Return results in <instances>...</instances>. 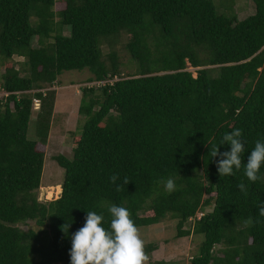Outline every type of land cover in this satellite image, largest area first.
<instances>
[{
  "label": "trees",
  "instance_id": "1",
  "mask_svg": "<svg viewBox=\"0 0 264 264\" xmlns=\"http://www.w3.org/2000/svg\"><path fill=\"white\" fill-rule=\"evenodd\" d=\"M252 2L239 19L233 0H64L59 9L56 0H0V264H70L87 211L103 214L107 229L111 205L137 227L170 218L178 236L202 234L190 264H264V165L253 183L243 166L220 177L211 156L215 146L230 151L220 143L235 129L244 164L264 140V0ZM122 35L135 65L125 73ZM70 70H87L94 83L80 87L86 119L72 156H54L61 193L43 202L36 192L54 103L43 89ZM32 117L36 140L27 136Z\"/></svg>",
  "mask_w": 264,
  "mask_h": 264
},
{
  "label": "rangeland",
  "instance_id": "2",
  "mask_svg": "<svg viewBox=\"0 0 264 264\" xmlns=\"http://www.w3.org/2000/svg\"><path fill=\"white\" fill-rule=\"evenodd\" d=\"M218 1L216 0L217 3ZM56 2V8L59 9L62 7L64 0H56ZM233 3V10L239 19L254 12L252 0H233ZM68 32L69 27H66L63 33L68 34ZM125 42L126 37L122 35L115 45L117 54L122 61L121 68L124 73L135 69L133 61L123 46ZM102 50L104 55L108 52L104 45ZM20 59L15 57L17 61ZM187 70L191 71L193 76L196 75L195 68L188 66ZM89 75L90 73L87 70L64 71L58 76L54 86L43 89V91L47 89L54 90V103L44 147L41 182L36 192L39 201H49L60 195V193L53 194V188L61 184L64 169L54 160V156L58 154L68 158L72 156L73 139L80 133L86 119L78 111L80 87L93 83L87 82ZM33 107L37 109L39 105L34 102ZM27 136L30 140L37 139L35 117H32L29 122ZM50 192L53 194L51 197ZM176 222L175 219L166 218L156 224L138 227L141 239L145 242V252L150 257L149 264H189L190 258L198 252L203 235L191 233L187 236H178ZM29 227H34L31 221L20 225V228L24 230ZM218 248L219 245H216L214 250L216 251Z\"/></svg>",
  "mask_w": 264,
  "mask_h": 264
},
{
  "label": "clouds",
  "instance_id": "3",
  "mask_svg": "<svg viewBox=\"0 0 264 264\" xmlns=\"http://www.w3.org/2000/svg\"><path fill=\"white\" fill-rule=\"evenodd\" d=\"M241 136L240 129L226 133L220 145H230V151L221 153L218 146H215L211 156L219 157L217 171L220 177L234 176V169L238 171L243 166L247 179L255 183L261 179L258 173L264 165V140L255 142L254 148L247 157V163L244 164L242 156L245 153V145L240 139ZM117 179H119L117 175L110 177L112 183H115ZM129 182L125 177L123 184L126 185ZM162 183L167 193L170 194L176 190L173 179L169 178ZM237 188L247 194L245 184L239 183ZM116 190L120 191L121 186L117 185ZM108 211L112 218L107 229L102 224L103 214L87 211L83 227L71 236L70 264H149L150 257L145 252V242L141 239L140 231L131 218L129 210L125 207L111 205ZM259 215L264 216V202H261L259 206ZM251 222V220L245 221L246 224ZM69 226L70 224L66 223L61 225V231L66 234Z\"/></svg>",
  "mask_w": 264,
  "mask_h": 264
},
{
  "label": "built area",
  "instance_id": "4",
  "mask_svg": "<svg viewBox=\"0 0 264 264\" xmlns=\"http://www.w3.org/2000/svg\"><path fill=\"white\" fill-rule=\"evenodd\" d=\"M98 83H100V82H97V84H98ZM2 94L7 95V93H5V92H3ZM34 102H35V104L39 105V100L34 99ZM201 215H202V213H201V212H198L197 215H196V218H199V216H201ZM194 219H195L194 217H190V218L188 219V221H189L190 223H193Z\"/></svg>",
  "mask_w": 264,
  "mask_h": 264
},
{
  "label": "water",
  "instance_id": "5",
  "mask_svg": "<svg viewBox=\"0 0 264 264\" xmlns=\"http://www.w3.org/2000/svg\"><path fill=\"white\" fill-rule=\"evenodd\" d=\"M60 193H61V191H60Z\"/></svg>",
  "mask_w": 264,
  "mask_h": 264
},
{
  "label": "bare ground",
  "instance_id": "6",
  "mask_svg": "<svg viewBox=\"0 0 264 264\" xmlns=\"http://www.w3.org/2000/svg\"><path fill=\"white\" fill-rule=\"evenodd\" d=\"M54 187V186H53Z\"/></svg>",
  "mask_w": 264,
  "mask_h": 264
}]
</instances>
